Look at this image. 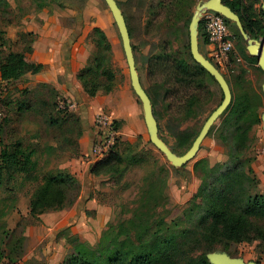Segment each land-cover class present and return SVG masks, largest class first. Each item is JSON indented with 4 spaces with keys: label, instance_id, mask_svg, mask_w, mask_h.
<instances>
[{
    "label": "rangeland",
    "instance_id": "obj_1",
    "mask_svg": "<svg viewBox=\"0 0 264 264\" xmlns=\"http://www.w3.org/2000/svg\"><path fill=\"white\" fill-rule=\"evenodd\" d=\"M205 1L180 0L179 17L159 28L150 26L151 15L158 12L161 2L167 4L168 0H120L118 3L130 31L139 76L152 98L159 134L178 155L188 150L190 144L184 146V143L201 130L209 115L222 102L223 93L215 81L207 78L209 93L203 94L202 101L197 103L184 101L178 113L176 106L165 97L160 79L151 76V68L157 57L165 54L186 59L194 67L195 62L189 57V23L196 6ZM252 2H255L256 14L264 9V0H244L245 7ZM64 4L81 8L91 5L92 9L99 5L95 0H0V27L9 39L16 42L20 39L23 22L39 18L44 11L54 15L49 10L51 5L61 10V18L83 19L79 12L64 11ZM87 16L84 19L89 18L92 23L97 21L95 15ZM3 17L6 25L2 24ZM108 20L109 31L105 34L113 52L110 69L116 75L113 94L117 100L127 101V97L122 96L126 92L136 101L142 132L138 133L135 125L116 116L114 111L101 107L102 101L111 93L103 91L91 98L96 112L102 110L117 122L120 137L115 152L123 156V176L118 179L116 187H112L109 177L90 176L87 172L82 181L69 190L65 210L72 213L76 204L94 200L105 208V212L98 217L95 210H88L82 234H72L64 229L53 236L55 241L54 238H43L33 253L44 257L41 262L44 264L51 250L53 260L48 263L57 264L81 245L98 252L100 247L117 237L130 246L131 242L135 243L131 221L138 223L139 219H144L145 224L147 221L160 223L161 236L171 242L174 240L169 258L163 264H198L207 247L213 248L206 254L210 264L208 256L215 253L245 264H264V242L232 243L225 247L222 244L208 245V240L205 242L202 236L209 223L205 205L212 193L218 196V203L233 207L242 206L249 196L264 195V71L256 59H250L238 28L229 22L235 51L231 55L230 67L219 69L226 75L232 90V106L214 124L197 156L184 167L175 168L149 140L142 103L131 87L121 36L110 11ZM70 26L75 35L82 34V23L72 22ZM262 37L259 35L257 39ZM199 45L201 53L209 59L202 39H199ZM95 56L96 52L90 60ZM35 75L28 73L15 81L0 80V151L4 145L23 138L35 163L30 179L16 195H9L0 187V264L8 263L10 253L13 259H23L30 254L31 247L23 233L37 220L22 215L44 178L58 168L64 169L77 158L74 147L66 142L69 136L66 130L73 125L64 123L66 118L58 108L66 100L50 86L38 83ZM6 99L11 105L6 104ZM78 112L74 110L68 114L77 115ZM51 120L57 122L58 128L51 124ZM71 137L77 139L76 133L73 132ZM84 208L85 203L81 206ZM15 223L13 232L7 230L9 224L14 226ZM255 223L264 229V219Z\"/></svg>",
    "mask_w": 264,
    "mask_h": 264
},
{
    "label": "trees",
    "instance_id": "obj_2",
    "mask_svg": "<svg viewBox=\"0 0 264 264\" xmlns=\"http://www.w3.org/2000/svg\"><path fill=\"white\" fill-rule=\"evenodd\" d=\"M223 2L239 15L245 31L252 38L257 39L259 35L264 36V9H260L256 14L253 9L255 2H252L248 7H245L244 0H223ZM180 5V0H168L167 4L161 2L158 12H153L151 15L153 20L150 26L159 28L165 22L172 23L179 17ZM4 20L5 17L2 19V24L6 25ZM90 37L96 49V56L81 70L78 80L85 93L94 98L100 92L111 93L113 91L116 75L110 69L113 52L105 33L101 29L95 28ZM199 39L207 41L202 23L199 26ZM35 41L36 35L26 32L20 34L18 41H12L7 37L6 31L0 27L1 81H15L25 74H38L47 69L46 66L38 64L32 59ZM189 57L194 61L191 53H189ZM250 59L256 58L250 57ZM151 76H157L156 78L160 79L165 97L176 106L178 113L181 112V104L184 101L190 102V104L197 103L202 101L205 94L209 93L207 78L215 81L196 62L193 67L186 59L180 60L173 55L166 54L157 57L155 65L151 68ZM201 94L204 95L201 96ZM6 104L11 105L9 99H6ZM231 106L232 103L229 108ZM59 112L64 114L65 124L73 125L66 130V134L69 135L66 142L74 147V153L78 156L79 138L83 134L82 122L77 115H70L69 112L61 109ZM50 122L55 128H58L56 121L51 120ZM73 132L76 133L77 139L71 137ZM198 134L199 132L190 136L184 146L190 144L191 147ZM161 139L163 138L161 137ZM163 141L166 143L164 139ZM25 142L23 138L18 139L4 145L0 151V187L9 195H16L34 171L35 163L31 153L25 148ZM117 143L106 158L94 163L90 169L91 175L95 177H109L108 181L112 180V187H116L118 179L122 178L124 172L123 156L115 152ZM171 150L176 153L172 148ZM250 172L254 174L252 169ZM78 183V179L66 168H58L54 174L45 177L44 183L30 199L29 217L38 220L39 216L45 213L65 209L69 190L75 188ZM217 199L218 196L212 193L210 200L205 205L206 219L209 220V223L205 225V234H201L205 238V242L208 240V245L222 244L227 247L232 243L259 242L262 244L264 242V229L255 223L258 219H264V195L249 196L240 207H233L228 203L220 204L216 201ZM145 222L144 219H139L138 223L131 221L135 243L131 242L130 246L126 245V241H121L117 237L100 247L98 252L81 245L61 264H163L169 258L168 252L174 240L171 242V239L167 240L161 236L160 223L147 221L145 224ZM211 251L213 248L207 247L198 264H210L206 254ZM10 254L7 255V264H16L21 260V258L13 259Z\"/></svg>",
    "mask_w": 264,
    "mask_h": 264
},
{
    "label": "crops",
    "instance_id": "obj_3",
    "mask_svg": "<svg viewBox=\"0 0 264 264\" xmlns=\"http://www.w3.org/2000/svg\"><path fill=\"white\" fill-rule=\"evenodd\" d=\"M95 1L99 5L94 9H92L91 5L81 8L75 4H64V11L73 12V14L79 12L83 15V19L74 21L73 18L68 16L61 18L59 16L61 10L57 6L51 5L49 10L54 12L53 16L47 13L49 11H44L40 13V19L33 18L29 23L23 22L21 24L22 32L36 35L32 59L36 63L47 67L45 71L35 75L37 82L50 86L66 102H74L78 105L76 110L79 111V114L77 115L83 125V134L79 138V154L76 159L72 160L71 164L63 167L69 169L78 181H82L87 172L88 175L93 176L90 173L92 165L89 161V154L93 142L98 137L94 118L98 112L102 111L96 112V108L92 106L91 97L85 93L82 84L78 80L79 73L87 66L89 60L96 52L95 46L91 42V31L95 28L101 29L104 33L109 31L108 12L110 10L104 0ZM116 1L117 3L120 2V0ZM91 14L97 17V21L92 23L89 18L85 17L86 19H84V16H90ZM77 21H79V25L83 24V32L79 35H75L73 28L70 26L72 22ZM203 44V49L208 55L212 47L204 40ZM223 75L227 79L226 75ZM113 91L102 101L101 107L114 111L116 116L127 120L130 125H135L138 133L142 132V122L139 119L140 115L136 101L126 92L122 96L127 97V101L117 100ZM84 203L85 208L81 209ZM65 209L55 211L51 215L45 213L39 216L36 224L27 228L23 236H26V241L31 247L30 254L16 264H42L44 257L39 254L37 256L33 251L43 238L51 240L57 235V232L59 233L64 229L69 230L72 234H82L84 232L82 225L87 218L86 212L88 210H95L98 217L105 212V208L94 200H83L80 204H76L72 213ZM26 210V213L22 215L23 217L29 216V208ZM16 223L14 226L9 224L7 230L13 232L16 228ZM50 224L53 225L49 226ZM53 240L55 241V238ZM51 252L50 250L44 264H50L48 262L53 260ZM64 258L66 257L64 256ZM64 258L61 263L65 260Z\"/></svg>",
    "mask_w": 264,
    "mask_h": 264
},
{
    "label": "water",
    "instance_id": "obj_4",
    "mask_svg": "<svg viewBox=\"0 0 264 264\" xmlns=\"http://www.w3.org/2000/svg\"><path fill=\"white\" fill-rule=\"evenodd\" d=\"M104 1L113 16V19L118 27V31L121 36L123 50L125 53L131 80V87L142 103L144 121L149 134V140L175 168L184 167L197 156L203 141L208 136L214 124L230 107L233 99L230 85L222 72L200 51L199 26L203 15L206 12L211 11L222 16L228 22L234 23L238 28L243 40L246 42V50L248 55L257 59L258 65L263 71L264 36L261 39L252 38L245 31L239 15L229 6H227L223 2V0H207L205 2L199 3L196 6L189 24L190 53L193 60L198 65H200L218 84L223 93V100L220 105L209 115L189 150L183 155H177L160 137L159 126L154 115L152 100L148 95L146 89L144 88L137 70L130 31L125 16L116 0ZM208 259L211 264H245L240 260L231 259L227 255L222 253L211 254L208 256Z\"/></svg>",
    "mask_w": 264,
    "mask_h": 264
},
{
    "label": "built area",
    "instance_id": "obj_5",
    "mask_svg": "<svg viewBox=\"0 0 264 264\" xmlns=\"http://www.w3.org/2000/svg\"><path fill=\"white\" fill-rule=\"evenodd\" d=\"M201 23L206 40L212 47L208 53L209 60L218 69H228L230 67L231 55L235 51L233 34L230 31L228 21L222 16L208 11L203 15ZM77 106L74 102H66L61 103L59 108L71 112L76 110ZM94 123L98 137L91 146L89 154L91 165L106 158L120 137L117 122L106 112H98L95 115Z\"/></svg>",
    "mask_w": 264,
    "mask_h": 264
},
{
    "label": "flooded vegetation",
    "instance_id": "obj_6",
    "mask_svg": "<svg viewBox=\"0 0 264 264\" xmlns=\"http://www.w3.org/2000/svg\"><path fill=\"white\" fill-rule=\"evenodd\" d=\"M234 47H235V43H234Z\"/></svg>",
    "mask_w": 264,
    "mask_h": 264
}]
</instances>
